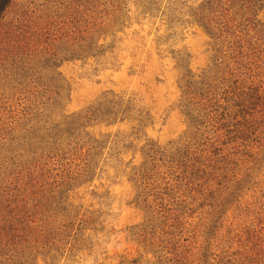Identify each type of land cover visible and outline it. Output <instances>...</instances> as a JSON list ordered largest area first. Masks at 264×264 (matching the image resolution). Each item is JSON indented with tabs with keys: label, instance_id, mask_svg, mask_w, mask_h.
Returning a JSON list of instances; mask_svg holds the SVG:
<instances>
[{
	"label": "rangeland",
	"instance_id": "1",
	"mask_svg": "<svg viewBox=\"0 0 264 264\" xmlns=\"http://www.w3.org/2000/svg\"><path fill=\"white\" fill-rule=\"evenodd\" d=\"M202 1H10L0 264H264V0Z\"/></svg>",
	"mask_w": 264,
	"mask_h": 264
},
{
	"label": "trees",
	"instance_id": "2",
	"mask_svg": "<svg viewBox=\"0 0 264 264\" xmlns=\"http://www.w3.org/2000/svg\"><path fill=\"white\" fill-rule=\"evenodd\" d=\"M11 0H0V17L5 9L8 7ZM225 0H204L199 5L192 9L191 15L193 21L198 25L204 27L206 30L211 31L213 15L216 13H223L226 9L223 8ZM231 3L239 5V8L247 7L254 15L255 8L260 6V0H230ZM223 8V9H222Z\"/></svg>",
	"mask_w": 264,
	"mask_h": 264
}]
</instances>
